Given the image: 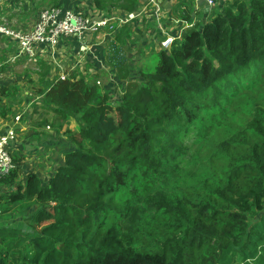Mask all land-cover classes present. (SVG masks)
Segmentation results:
<instances>
[{
	"label": "trees",
	"instance_id": "trees-1",
	"mask_svg": "<svg viewBox=\"0 0 264 264\" xmlns=\"http://www.w3.org/2000/svg\"><path fill=\"white\" fill-rule=\"evenodd\" d=\"M116 44L110 63L127 80L131 65ZM139 77L116 98L97 78L76 74L41 89L55 114L43 122L59 133L72 119L79 128L63 133L71 150L46 186L36 172L20 179L23 158L11 153L0 214L23 202L36 209L20 226L0 225V264H234L236 247L253 238L249 214L264 212V0H233L211 21L186 28ZM7 93L0 89V101ZM242 118L243 129L222 146L237 143L243 156L230 159L197 200L170 199L188 152L197 165ZM140 174L154 180L139 204L127 190ZM164 215L170 222L148 236L134 228Z\"/></svg>",
	"mask_w": 264,
	"mask_h": 264
},
{
	"label": "crops",
	"instance_id": "crops-1",
	"mask_svg": "<svg viewBox=\"0 0 264 264\" xmlns=\"http://www.w3.org/2000/svg\"><path fill=\"white\" fill-rule=\"evenodd\" d=\"M151 1L134 0V9L127 10L119 5L118 0H0V28L22 34L34 29L45 6H57L64 12L73 11L94 20L106 16L122 19L135 13V17L119 25L114 32L86 31L82 37L73 36L58 44L36 43L33 56L22 49L18 37L0 31V61L7 63L0 74V89L6 88L8 92L0 101V136L11 130L17 133L10 152L23 158L20 179L36 172L43 186L48 185L71 150L70 144L65 143L61 150L54 146L43 151V143L47 141L52 144L57 139L66 140L62 129L59 133L51 123L43 122L55 118L53 111L44 105V96L40 92L43 87L48 88L59 78L76 74L97 78L104 89L110 91L112 98L119 97L129 80L140 79L146 66L157 63L158 53L164 48L162 41L167 35L175 39L181 37L183 31L190 28L187 24L211 21L233 0H211L212 3L208 0H156L160 7L158 12L157 5ZM123 4L131 5L129 1H123ZM113 43H117L122 57L131 65L127 80H122L117 68L110 63ZM11 57L13 61H10ZM4 193L3 188L0 189V198ZM34 207L29 208L35 211ZM18 211L20 209L10 215L0 214V225L17 226L12 222ZM240 245L236 247L240 251V254L236 253L239 261L236 262L235 256L234 264H256L264 256V243ZM254 248L256 255H252Z\"/></svg>",
	"mask_w": 264,
	"mask_h": 264
},
{
	"label": "rangeland",
	"instance_id": "rangeland-1",
	"mask_svg": "<svg viewBox=\"0 0 264 264\" xmlns=\"http://www.w3.org/2000/svg\"><path fill=\"white\" fill-rule=\"evenodd\" d=\"M51 7H57V6H45L43 9L51 8ZM154 66H155L154 63L149 64L148 66L145 67L144 70L146 71L151 70L154 68ZM262 98L264 99V96ZM116 103L114 101V105ZM259 104L264 106V101L260 102ZM250 111L252 110L250 109ZM244 121L245 118H242L239 123L232 125L227 133L215 137L209 146L205 158L199 161L197 165L194 162L193 151L188 152V154L185 157V160L179 166V171H178L179 174L177 178L175 179L171 178L170 188H169L170 199L181 198V199L197 200L198 198L202 197L206 192L209 191L210 184L208 181L210 179L214 178L215 176L223 175V172L225 171L226 166L230 159L240 158L243 156L244 149L239 148L237 143H227L225 146H222V144L224 142H231L232 139L238 135V133L243 129ZM49 128L48 130L51 129ZM78 128H79L78 123L72 119L69 123L63 124L62 131L65 132L67 129L77 131ZM43 144H44V149H43L44 152L53 149L54 146L59 147L60 150L61 148L65 147L64 140H60V139L55 140V142H53L52 144L49 143V141ZM212 154H216L218 158L217 161H211L209 159V156ZM161 178H162L161 175L158 176V179ZM153 180H154L153 177L144 178L142 174H140L137 179L129 178L128 185L131 188H133V190L132 189L127 190L129 193V197L133 198L137 203H139L138 201H143L145 194L147 192L148 193L152 192L150 182H152ZM135 188H137V190H135ZM32 203L33 202H23L19 208L20 211H18V213L16 214V218L14 219L15 221H13L12 223L21 225L26 218L30 217V215H32V213L34 212L33 209L29 208L30 206H33ZM263 214H264L263 211L262 213L257 212L254 214H249L250 225L252 226L256 225V226L252 228L253 238L249 239V242L248 239L246 238L244 240V243L247 242L264 243V226H263L264 221L261 220V216ZM159 219H160L159 221L156 218L151 219L150 226L146 228H143L144 227L143 222L141 220H138L137 225H135L134 228L140 226L139 228L140 232H143L144 235L148 236L150 235V232L154 230V228L157 226L158 223H159L158 229H163V225L161 224V221L163 223L170 222V218L165 215L161 216ZM257 223H260L261 226H259ZM185 231H186V226L176 230V234H178V236L181 237L185 234ZM140 232L138 233V236H140ZM240 246H238V248ZM238 254H240V251H238ZM201 255H205V254L201 253ZM263 258L264 256L260 257V260L256 261L255 263L264 264ZM237 261H239L238 257L236 259V262Z\"/></svg>",
	"mask_w": 264,
	"mask_h": 264
},
{
	"label": "built area",
	"instance_id": "built-area-1",
	"mask_svg": "<svg viewBox=\"0 0 264 264\" xmlns=\"http://www.w3.org/2000/svg\"><path fill=\"white\" fill-rule=\"evenodd\" d=\"M212 3L211 0H208ZM156 11H160V7L156 0L151 1ZM135 14H130L127 18L117 19L114 17H104L103 19L94 20L84 15H78L73 11H62L59 7L46 8L41 11L40 18L30 33L22 34L14 30L1 27L0 31L6 35H14L21 41L22 49L33 56V46L36 43L58 44L65 39H72L73 36L82 37L86 31L101 32L103 30L114 32L118 23L129 22ZM187 24V27H192ZM175 37L167 35L162 41L164 48H170ZM14 58L11 57L10 61ZM5 61H0V74L6 66ZM65 78V77H63ZM17 138L15 130H11L0 136V178L15 167L13 155L10 152V145Z\"/></svg>",
	"mask_w": 264,
	"mask_h": 264
},
{
	"label": "bare ground",
	"instance_id": "bare-ground-1",
	"mask_svg": "<svg viewBox=\"0 0 264 264\" xmlns=\"http://www.w3.org/2000/svg\"><path fill=\"white\" fill-rule=\"evenodd\" d=\"M59 8H60V7H59ZM130 14H132V13H130ZM130 14H129V15H130ZM133 14H135V13H133ZM129 15H128V16H129ZM128 16H127V17H128ZM114 18H116V17H114ZM127 23H128V22H127ZM123 24H125V23H118L117 27H118L119 25H123ZM117 27H116V29H117ZM8 174H9V173H8ZM6 175H7V174H6Z\"/></svg>",
	"mask_w": 264,
	"mask_h": 264
}]
</instances>
